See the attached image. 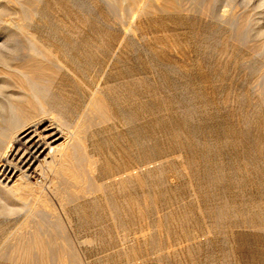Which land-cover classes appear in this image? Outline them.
Segmentation results:
<instances>
[{"label": "rangeland", "instance_id": "1", "mask_svg": "<svg viewBox=\"0 0 264 264\" xmlns=\"http://www.w3.org/2000/svg\"><path fill=\"white\" fill-rule=\"evenodd\" d=\"M211 3L207 11L195 1L190 12L150 15L154 24L131 30L106 26L100 2L93 10L89 0H0V26L19 41L30 30L42 42H105L64 51L87 82L103 76L108 86L112 118L88 131L98 158L91 178L131 161L133 134L140 168L153 160L136 201L126 184L107 190L111 202L74 203L87 215L72 213L66 233L74 264H264V39L256 45L247 25L218 21ZM117 43L116 62L109 45ZM72 82L79 87V78ZM114 193L119 221L111 216ZM21 219L0 214V264H26L7 252Z\"/></svg>", "mask_w": 264, "mask_h": 264}, {"label": "bare ground", "instance_id": "2", "mask_svg": "<svg viewBox=\"0 0 264 264\" xmlns=\"http://www.w3.org/2000/svg\"><path fill=\"white\" fill-rule=\"evenodd\" d=\"M97 1L102 5L103 23L106 26L131 30L146 25L150 15L190 12L194 9L195 1L196 5L206 4L207 11L212 4L211 0H89L91 9L96 7ZM236 4L239 6L232 7L228 0H213L215 17L232 27L236 24L247 25L251 35L247 32L246 38L259 45L264 39V0H242ZM22 23L19 22L18 26ZM150 23L154 24L151 20ZM8 28L0 26V214L6 217L15 213L16 217L19 215L22 219L15 231L8 234L12 244L8 248L6 246L7 252L16 256V261L21 260L20 263L74 264L71 254L74 246L66 233L72 227V213L76 212L79 220L87 216L83 208L78 209V204L74 206V203L79 200L81 203L82 200L86 204L87 200H96L101 204L103 199L111 202L105 195L107 190L120 189L126 184L130 185L128 189L131 190L129 200L136 201L135 189L141 172H150L153 160L140 168L136 155L137 137L133 134L131 161L124 163V166L121 164L118 170L114 169L116 172H110L112 177L105 174L104 179L100 178L105 172L103 169L99 178H91L97 169L98 158L95 160L89 151L88 131L95 123H102L111 117L108 86L103 76L87 82L86 74L83 71V75L78 74L79 70L69 64L70 52L64 51L67 47L82 49L87 46L99 50L106 46L105 42H42L30 30L25 32L29 39L19 41L15 39V32ZM19 30L22 31V27ZM109 46L112 58L119 61L121 43ZM78 78L80 85L75 88L72 81ZM132 82L135 83L134 80ZM116 87L119 90V86ZM136 114L135 111L130 114L135 130ZM112 198L114 201L121 200H115L116 196ZM118 201L111 212L115 221L123 216L118 213L121 208L116 209L122 205Z\"/></svg>", "mask_w": 264, "mask_h": 264}]
</instances>
